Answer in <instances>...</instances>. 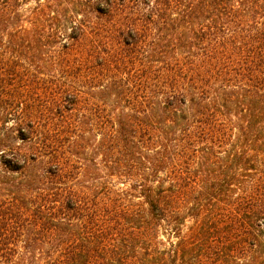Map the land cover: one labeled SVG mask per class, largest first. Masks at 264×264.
Segmentation results:
<instances>
[{
	"label": "trees",
	"instance_id": "1",
	"mask_svg": "<svg viewBox=\"0 0 264 264\" xmlns=\"http://www.w3.org/2000/svg\"><path fill=\"white\" fill-rule=\"evenodd\" d=\"M0 264H264V0H0Z\"/></svg>",
	"mask_w": 264,
	"mask_h": 264
}]
</instances>
